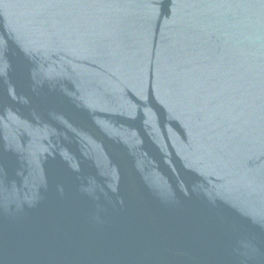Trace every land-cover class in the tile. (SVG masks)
<instances>
[{"label": "water", "instance_id": "1", "mask_svg": "<svg viewBox=\"0 0 264 264\" xmlns=\"http://www.w3.org/2000/svg\"><path fill=\"white\" fill-rule=\"evenodd\" d=\"M0 264H264V0H0Z\"/></svg>", "mask_w": 264, "mask_h": 264}]
</instances>
